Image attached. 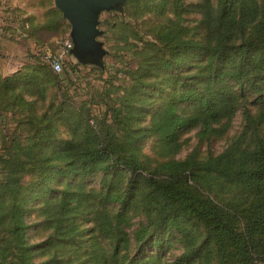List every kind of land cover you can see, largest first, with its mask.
<instances>
[{
    "label": "trees",
    "instance_id": "trees-1",
    "mask_svg": "<svg viewBox=\"0 0 264 264\" xmlns=\"http://www.w3.org/2000/svg\"><path fill=\"white\" fill-rule=\"evenodd\" d=\"M139 1L144 0H126V5ZM202 1L204 43L183 38L179 30L156 35L158 51L149 67L170 74L163 88L169 91L148 127L132 128L131 119L120 117L117 110H111L112 123L98 126L93 119L94 127L78 110L62 104L56 109L54 97L46 103L42 77L60 75L46 65L0 76V120L13 125L0 148V233L1 228L5 230L0 236V264H32L25 206L50 193L58 196L51 247L74 246L77 215L89 203L96 204L94 229L87 233L113 243L109 252L91 254L96 264H115L120 246H130L124 227L128 211L135 207L151 216L155 228L173 231L185 242V252L171 264H211L212 259L213 264H264V138L251 150L236 149L241 135L236 145L217 156L197 160L191 154L183 161H167L158 167L162 178L148 172L138 155L139 143L150 136L168 149L191 127L199 128L200 139L214 135V125L235 113L236 93L245 87L258 94L256 103H264V0H216L215 6L210 0ZM159 5L182 9L180 0H159ZM56 12L49 11L46 31L56 32L62 26ZM189 61L203 63L195 75L179 72ZM148 74L145 71L142 77ZM183 106L191 111L180 113ZM58 117L68 124L72 120L68 127L80 135L57 136ZM246 120H252L248 113ZM27 174L34 180L24 186L21 180ZM96 174L105 176L101 182L104 192L95 194L81 187L53 190L50 186L59 179L82 180ZM117 178L123 187L114 193ZM213 186L224 193L235 192V197L221 206L196 190ZM111 204L117 206L115 213L106 209ZM189 223L203 230L198 245L192 242ZM143 237L142 229L135 236L139 254L145 247ZM57 262L51 258L48 264Z\"/></svg>",
    "mask_w": 264,
    "mask_h": 264
},
{
    "label": "rangeland",
    "instance_id": "rangeland-1",
    "mask_svg": "<svg viewBox=\"0 0 264 264\" xmlns=\"http://www.w3.org/2000/svg\"><path fill=\"white\" fill-rule=\"evenodd\" d=\"M180 1L181 10H176L171 5L161 6L159 0H144L129 5H126L125 0L119 11H101L96 26L99 31L96 41L100 43L103 51L99 63H82L72 56L64 60L62 72L57 78L42 77L45 81L41 82V92L46 103L48 99L52 102L54 97L56 109L62 104L72 110H78L91 119L94 127L96 122L93 119H97L98 126L101 122L105 125L112 123L111 110H117L120 117L131 119L129 122L132 128L148 127L164 105L166 93L169 91L168 88H163L167 86L165 79L170 74L163 70L156 72L149 67L153 55L158 51L157 33L167 29L179 30L183 38L205 42L203 10L200 8L203 1ZM210 1L212 6H215L216 0ZM49 11H58L53 0H0V29L12 36L16 34V30L20 31L24 39L20 41L18 38L15 42H22L25 49L22 61L1 58V72L11 70L9 68H15L17 64L26 70L34 65H46L50 68L45 56L56 53L59 44L69 37L70 26L62 19L63 24L56 32L46 31L44 25L50 20ZM56 13L62 18L59 11ZM15 21L19 23L17 29L11 27ZM23 40L30 42L23 43ZM9 62H12L10 67ZM202 65V61H189L181 66L179 72L195 75ZM145 71L149 74L142 77ZM135 86L138 90H135ZM234 90L237 91L236 88ZM257 95L249 87L237 92L235 113L214 125L217 133L206 139L198 137L199 128L196 126L183 131L176 144L168 149L162 148L155 136L145 138L138 145L140 161L148 172H154L158 178H162L164 176L158 170L161 164L167 161H183L191 154L197 160L217 156L236 145L241 135L243 137L236 149L251 150L258 139L264 138V103L255 102ZM190 111L188 106L179 110L183 114ZM246 113L252 120H246ZM5 117L6 120L11 118L8 114ZM58 118L60 120L57 123V136L67 139L80 135L74 134L68 127L72 120H69L68 124L65 118ZM12 130L13 125L10 122L0 120V148L3 137L10 135ZM104 177V174L92 175L82 180L71 177L56 180L50 186L53 190H75L81 187L86 192L93 191L96 194L104 192L101 185ZM33 180L34 177L27 174L22 177L21 182L27 186ZM107 180L112 181L110 176H107ZM114 185L113 192H120L123 187L122 179L114 180ZM196 190L221 206L232 200L233 195L235 197V192L224 193L216 186ZM57 202V194L50 193L25 206V220L28 226L26 239L32 249L31 263L48 264L53 258L58 261L57 264H96L92 261V253H107L113 249V243L109 239H95V233L92 236L87 233L94 229L92 214L96 204L89 203L77 215L75 231L78 232L72 242L74 246L51 247ZM116 207L111 204L106 209L115 213ZM243 207H247V201H244ZM187 227L193 238L192 242L198 245L203 237L202 228L192 223ZM1 229L0 236L5 231ZM142 229L144 237L141 245L145 242V247L140 251L141 258V254L137 253L139 243L135 241V236ZM124 231L129 237L130 246H120L115 264H171L185 252V242L178 234L155 228L151 216H147L138 207L128 211ZM153 243L158 245L154 248ZM213 263L214 259L211 260V264ZM190 264L202 262L194 261Z\"/></svg>",
    "mask_w": 264,
    "mask_h": 264
},
{
    "label": "water",
    "instance_id": "water-1",
    "mask_svg": "<svg viewBox=\"0 0 264 264\" xmlns=\"http://www.w3.org/2000/svg\"><path fill=\"white\" fill-rule=\"evenodd\" d=\"M125 0H53L54 7L70 26L72 49L69 54L82 63H99L103 54L96 41V29L101 11H119Z\"/></svg>",
    "mask_w": 264,
    "mask_h": 264
},
{
    "label": "crops",
    "instance_id": "crops-1",
    "mask_svg": "<svg viewBox=\"0 0 264 264\" xmlns=\"http://www.w3.org/2000/svg\"><path fill=\"white\" fill-rule=\"evenodd\" d=\"M19 22H21V21H19ZM18 24H19L18 21H15L13 24H11V27L17 29L18 28ZM15 33L16 34L14 36H12V34H9L8 32L6 33V31H3V29H0V59L4 57L8 61H18V60L22 61L23 60V58H24L23 56H24V53H25L24 50L25 49H24L23 45L21 44L22 42L19 43V44H16L15 41H17L18 38H20V41H21V39H24L23 38L24 35H22L21 32L18 31V30H16ZM24 42L27 43V42H30V40H23V43ZM11 63L12 62H9L8 66ZM15 64H17V63H15ZM17 65L18 66H16L15 68H11L10 66H9L10 68L7 67V68H9L11 70H8L6 72H1L0 71L1 77L4 78V77H7V76H10L13 73L21 70V68L19 67V64H17Z\"/></svg>",
    "mask_w": 264,
    "mask_h": 264
},
{
    "label": "built area",
    "instance_id": "built-area-1",
    "mask_svg": "<svg viewBox=\"0 0 264 264\" xmlns=\"http://www.w3.org/2000/svg\"><path fill=\"white\" fill-rule=\"evenodd\" d=\"M73 45L70 38L64 39L58 46V50L54 54H46V63L50 66L53 72L61 73L63 61L71 57L69 52Z\"/></svg>",
    "mask_w": 264,
    "mask_h": 264
}]
</instances>
